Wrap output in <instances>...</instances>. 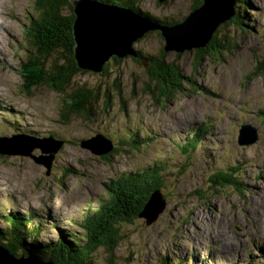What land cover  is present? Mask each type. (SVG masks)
<instances>
[{"label": "rangeland", "instance_id": "rangeland-1", "mask_svg": "<svg viewBox=\"0 0 264 264\" xmlns=\"http://www.w3.org/2000/svg\"><path fill=\"white\" fill-rule=\"evenodd\" d=\"M130 1L149 12L147 18H156L155 24L170 27L177 20L185 21L201 4L193 6L197 0ZM64 11L73 12L68 5ZM234 11L207 40L208 44L215 36L222 42L219 58L209 53L196 66L197 48L168 52L166 59L176 61L195 84L185 81L182 92L156 101L145 91L147 73L132 54L120 62L110 57L105 69L102 66L103 73H78L63 93L42 84L44 78L37 80L42 74L34 70L28 77L24 68L30 56L48 61L52 73L62 52L45 56L29 44L27 30L37 24L35 0H0V85L4 87L0 86V136L18 133L21 145L32 147L41 160H46L42 154L50 155L41 151L47 142L33 138L63 139L49 174L47 165L31 155H0V209L12 212V202L3 199L9 194L24 215L36 209L49 224L62 225V219H70V229L76 231L82 211L107 198L110 178L162 164L168 178L155 190L163 194L166 208L150 224L147 212L140 215L146 203L134 223L119 224L122 240L113 252L116 264H190L188 260L245 264L250 258L254 264H264V112L260 115L264 71L253 74L264 61V0H236ZM159 29L137 39L133 43L137 51L160 55L166 39ZM28 83L39 85L29 88ZM77 87L94 92L89 116L71 110L75 107L71 94ZM8 112L11 119L31 125L39 134L16 130L13 120L3 119ZM201 124L208 133L195 151H186L184 143ZM251 127L256 128L257 139L243 145ZM101 130L117 147L109 157L82 146L83 140L98 136ZM236 165L239 187H218L209 180L214 173ZM45 233L41 235L45 240L58 235L52 228ZM106 254L109 251H96V263L108 264Z\"/></svg>", "mask_w": 264, "mask_h": 264}, {"label": "trees", "instance_id": "trees-1", "mask_svg": "<svg viewBox=\"0 0 264 264\" xmlns=\"http://www.w3.org/2000/svg\"><path fill=\"white\" fill-rule=\"evenodd\" d=\"M100 1L130 7L132 10L139 11L145 18L149 14V12L141 10L136 3L130 0ZM199 3H202L201 0H197L193 6ZM66 5L73 10L70 0H35L37 13L34 14L38 20L35 22L37 24L33 27V30H27L29 34V36H26L29 40L28 42L31 47L36 50L39 49L41 54H45V56H51L58 51H61L62 55L55 59L58 64L52 73L49 69L48 61H41V56L35 54L30 56L31 58H29L28 63H25L24 68V73L28 74V77L31 76L32 70H34L35 73L42 74L39 79L36 77L37 80L44 78L42 84H51L55 90L61 93L65 92L64 89L72 83L78 73L87 72V70L79 68L75 60L74 13L72 12L73 14L69 13L70 15H67L64 11ZM234 18H237V15ZM149 20L154 23L156 22V18ZM164 22H167V20H164ZM177 22L179 23L180 21L177 20ZM149 31L157 30H147V32ZM159 33L161 34V32ZM222 47V42L214 36L207 45L197 48L196 66H199L204 57L209 53H215L214 56L216 57L212 58H219ZM138 51V53L131 56L145 68L148 76L146 83L148 86L145 91L156 101H159L161 98L166 100L172 93L182 92L185 87L183 84L185 81H188L190 86L195 84L192 77H185L176 61H168L166 59L168 53L164 49L160 55L146 54L141 50ZM114 59L117 62L122 60V58H116L115 56ZM59 60H62V63ZM260 62L262 65L253 73L255 76L264 71V61ZM107 63H109V60L103 64L104 69ZM99 72L103 73L102 71ZM150 83H154V86L150 85ZM31 85L37 86L39 84H27L29 88H31ZM77 89L75 93L71 94L73 96L72 105L75 106L71 110L74 111L76 109L80 114L89 116L92 113L90 105L94 92L91 88L87 93L81 91V87H77ZM74 97L78 98V101ZM260 112V115H263L264 110ZM206 133H208V129L201 124L193 131L188 141L184 143V149L186 151H195ZM100 134L103 135L104 133ZM104 135L107 136L106 134ZM133 137H137V134H134ZM139 143L141 142L139 141ZM116 151L117 147L113 145L112 151L107 153V156L109 157L110 154ZM238 170L239 167L237 165L233 166L227 170L214 173L209 180L213 185L218 187L222 185L236 187L239 181ZM164 171H166L164 165L155 163L141 170L123 173L116 178H110L106 183L107 198L104 199L103 206H99L98 209L96 206L93 210L89 211L90 214L97 209L96 217L92 216L90 218L89 214H84L77 223L78 230L72 231V233L67 235L61 232H70V225L66 230H62L57 228L59 226L57 224L55 229H53L55 224L47 223L43 219V213L36 209L31 211L30 215L15 213L20 218L13 217L12 212L3 211L2 214L0 211V222H4V224L0 223V242L4 243L17 256H31L39 262L54 261L58 264H97L94 255L99 249H104L109 251L105 262L116 264L113 252L122 240L119 224L125 222L134 223L136 221L140 211L148 202L155 189L163 184L164 178H168L166 175L163 176L164 173L162 172ZM240 185L239 183L237 187ZM12 209L19 210L17 208ZM44 225L48 229L52 228L55 230L58 234L57 237L48 236L47 240L43 239L41 233L44 232L45 237L47 236L45 232L48 230L47 228H43ZM166 262H169L168 258ZM189 262L190 264H206L202 262ZM174 264H182V262H175Z\"/></svg>", "mask_w": 264, "mask_h": 264}, {"label": "water", "instance_id": "water-1", "mask_svg": "<svg viewBox=\"0 0 264 264\" xmlns=\"http://www.w3.org/2000/svg\"><path fill=\"white\" fill-rule=\"evenodd\" d=\"M202 3L196 7L188 18L174 26H160L155 24L153 28H160L161 35L166 39L164 47L165 52H184L191 48H201L207 45V40L211 38L212 32L219 22L227 20L234 11V3L236 0H201ZM73 13L75 15L73 27V35L77 44L75 60L81 69L92 71L99 70L104 60H109L110 57L123 58L128 54L138 53L133 43L141 38L147 30L137 27L140 20H144L142 16L135 13L130 7L103 2L100 0H71ZM131 12H130V11ZM134 11V12H133ZM234 11V12H233ZM130 27L134 28V33L130 32ZM88 28V32L85 30ZM90 28H95L96 32L92 33ZM117 41L112 45V39ZM101 41L105 44L102 45ZM84 42H90L87 49H83ZM94 44V45H93ZM92 58L90 60L89 58ZM99 59V61L97 60ZM95 65V67H93ZM93 67V68H92ZM94 72V71H93ZM95 73V72H94ZM256 128L251 127L244 134L243 145H249L256 141ZM8 140L20 141V135L0 137V141ZM47 150L51 153L45 157L46 160H41V157L35 156L33 148L19 144L15 150L4 148L3 155H31L38 163H45L48 167L47 174L51 171L54 162V152L58 150L59 145L63 144L62 140L48 138L45 140ZM82 146L91 149L95 153L103 154L111 150L112 142L108 140L107 149L102 150L97 146L89 145L90 140H84ZM54 147V150H52ZM152 200H148L145 209L140 215L145 214L149 218L147 223H151L154 218L157 220L160 214L165 210L166 203L164 196L158 190L151 195ZM153 204V207H150ZM0 264H56L53 261L39 262L32 257L17 256L12 253L5 244L0 242Z\"/></svg>", "mask_w": 264, "mask_h": 264}, {"label": "bare ground", "instance_id": "bare-ground-1", "mask_svg": "<svg viewBox=\"0 0 264 264\" xmlns=\"http://www.w3.org/2000/svg\"><path fill=\"white\" fill-rule=\"evenodd\" d=\"M54 1V0H53ZM134 10V9H133ZM130 11V10H129ZM135 11V10H134ZM131 12V11H130ZM138 13V15H140V16H143V15H141L139 12H136L135 11V13H132L133 15L134 14H137ZM143 18H144V16H143ZM38 19L35 17V21H37ZM2 23V21H1V19H0V24ZM179 23H181V21L179 22ZM178 23V24H179ZM74 25H75V22L73 21V27H74ZM1 26V25H0ZM155 26V23L154 22H152L151 20H149V19H147V18H144V20H140L139 22H138V24H137V27L138 28H140V29H143V30H150V29H152V30H157L156 28H153ZM29 30H33V27L32 28H30ZM88 30V28L85 30L86 32H88L87 31ZM90 31L92 32V33H95L96 32V29L95 28H90ZM213 33V32H212ZM2 34V33H1ZM3 35H2V40H3ZM112 39V45L113 44H116L117 43V41L115 40V39H113V38H111ZM101 43H102V45H105L102 41H101ZM82 45H84L83 46V49H87V48H89V46H90V42H84ZM94 45V44H93ZM76 49H77V44L75 43V47H74V53L76 54ZM90 60H92V58H91V56H90V58H89ZM98 61H99V59H97ZM93 61V60H92ZM107 60H104L103 61V63H105ZM103 63H102V66H103ZM102 66H101V68L99 69V70H95V69H92V70H95V71H101L102 70ZM93 67H95V65L93 66ZM92 67V68H93ZM1 86V85H0ZM1 88L2 89H4V87L3 86H1ZM5 94H6V92H5ZM2 95V92L0 91V96ZM12 100V99H11ZM3 104L5 105V103L3 102ZM0 105H1V102H0ZM14 111V110H13ZM17 112H19V111H17ZM15 113V112H14ZM20 113V112H19ZM16 115H18V116H20V114H18V113H15ZM9 115H11V112H8L7 114H5V115H3V119H5V122H9V121H11V120H13V119H11L10 117H9ZM3 119H2V121H3ZM11 119V120H10ZM13 124H14V128L16 129V130H20V131H22V132H25L26 134H32V135H35V134H39V133H37V132H33V130H31V125H29V124H27V125H23V123L22 122H20L19 120H13ZM242 128V127H241ZM3 130V129H2ZM5 132V131H4ZM3 133V132H2ZM6 133V132H5ZM54 132H51V135L50 136H53V137H56V136H54V135H52ZM100 133H104V132H102V131H99V133L97 134L98 136H94L93 135V137L92 138H89L88 140H90V142H89V145L91 144V145H93V146H97V147H99L100 149H102V150H105V149H107V146H108V144H107V142L105 141L106 140V138L107 139H109V140H112V138H110V137H107V136H105L104 134L103 135H101ZM14 135H15V133H14ZM105 136V137H104ZM57 138V137H56ZM102 138H104L105 140H102ZM33 139H37V141L40 143V141L41 142H43V141H45V140H41V139H39V138H33ZM54 139V138H53ZM60 140H63L62 138H59ZM100 141H103V142H105V144L103 145V144H101V142ZM83 142V144H85V142H84V140L82 141ZM19 144H21L20 142H16V141H14V140H12V141H6V143H2L1 145H0V155H3L2 154V150L4 149V148H8V149H10V150H15V149H17L18 148V146H19ZM146 147H148L147 145H145ZM59 147H60V145H59ZM112 147H113V143H112ZM89 148H91V146L89 147ZM45 151L44 153H49V151L47 150V148L46 147H41V151ZM110 151H112V149L111 150H109V151H107V152H105V153H103L102 155H104V154H107V153H109ZM95 153V152H94ZM95 154H98V155H100L101 156V154L100 153H95ZM50 155H51V153H50ZM49 154H42V156H45V157H48V156H50ZM112 154H110V156H111ZM106 157H108L107 155H106ZM166 171H168V170H166ZM162 173H164V172H162ZM162 175V174H161ZM163 175H167V173L166 174H163ZM170 177V176H169ZM3 197V196H2ZM3 199H6V200H10V202H12V206H11V208H9V209H11V211H12V216L13 217H19V216H17V215H15V213H21L22 215H24V213H22L20 210H22V209H19V208H17V206L16 205H18V204H15L13 201H12V198L9 196V194H6L5 195V197H3ZM149 200H152V198L150 197V199ZM97 202V201H96ZM104 203V200H101V202H99V203H97V204H95V203H91L92 204V206L91 207H88L86 210H84V211H82L83 212V214H89V211H91V210H93V208L95 207L94 205H97V207H98V205L100 206V207H102L103 204ZM12 208H17V209H19V210H14V209H12ZM26 211H28L29 209L28 208H26L25 209ZM89 210V211H88ZM0 211H1V213L3 214V211H7L8 212V210H2V208L0 209ZM22 211H24V210H22ZM31 211H34V209H31ZM10 212V211H9ZM79 212V211H78ZM79 215V214H78ZM90 218L92 217V216H95L96 217V215H97V209L94 211V212H91L90 214ZM20 218V217H19ZM51 219V218H50ZM49 220V219H48ZM53 220V219H52ZM70 219H62V225H59V226H57V228H59V229H62V230H66L67 228H68V226L72 223V221H69ZM37 221H41V220H37ZM0 223H2V224H4V222H0ZM55 225L53 226V229H55V226L58 224V223H54ZM43 230V229H42ZM61 233H63V234H70V233H72V231H68V232H66V231H62ZM41 235L42 236H44V232H42L41 233ZM50 239V238H49ZM262 248V247H261ZM262 251V250H261ZM90 254V253H89ZM171 254H172V252H171ZM106 256H108V254H106ZM88 257H89V255H88ZM193 258V257H192ZM94 259V258H93ZM95 260V259H94ZM97 260V259H96ZM105 260H106V257H105ZM190 260H188V262H189ZM173 263V262H172ZM199 263V262H198ZM255 262H251V258L250 259H248L247 260V262L245 263V264H254ZM188 264V263H187Z\"/></svg>", "mask_w": 264, "mask_h": 264}, {"label": "clouds", "instance_id": "clouds-1", "mask_svg": "<svg viewBox=\"0 0 264 264\" xmlns=\"http://www.w3.org/2000/svg\"><path fill=\"white\" fill-rule=\"evenodd\" d=\"M56 263V262H55ZM56 264H58V263H56Z\"/></svg>", "mask_w": 264, "mask_h": 264}]
</instances>
